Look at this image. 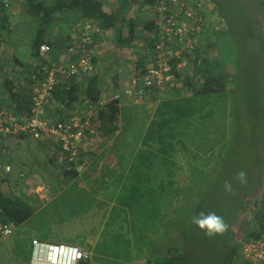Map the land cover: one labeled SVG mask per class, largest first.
<instances>
[{
	"label": "rangeland",
	"instance_id": "rangeland-1",
	"mask_svg": "<svg viewBox=\"0 0 264 264\" xmlns=\"http://www.w3.org/2000/svg\"><path fill=\"white\" fill-rule=\"evenodd\" d=\"M142 14L145 16V13ZM13 16L12 24L16 29L14 32L18 33L20 41L17 52L23 63L9 64L6 72L17 76V73H26L33 67L34 57L31 52L33 39L39 28V19L30 13ZM211 18L212 26H209L211 40L212 42L215 38L218 40L219 60L226 61L232 73V78L228 81V90L222 97L216 99L217 102L210 104V107H213L217 113L214 117L206 119L204 122L206 126H203V129H210L212 133L207 135L201 133L203 140L200 142L185 140L188 149L186 152H177L178 167L172 168L177 178L174 182H169L171 176L165 167L156 175L157 177H154L156 187H160L159 182L164 180L166 187L181 192L178 197L172 195L174 202L159 199L154 204L158 211L155 216H152L153 218H150L151 216L146 218L145 215L136 217L133 214H122L125 216L120 218L126 222L127 226H130V223L135 224L136 219L141 220L139 223L147 220L146 226L142 225L141 228L146 233L148 242L154 240L153 245L148 244L147 241L145 243V240L141 242L134 240V231L122 230L123 228L120 227V232L117 222L113 228L119 232L114 233L113 228H109V232L121 238L125 237L128 241L131 239V243L122 240L113 242L118 238H114L113 241L109 240V235L103 232L107 229L105 228L106 222L113 219V216L105 215V209L102 210L103 205H112L111 199L120 206L146 205L144 202L135 201L136 193L134 192L132 199L128 197L131 195V187L128 189L125 186L124 190L117 191L114 185L109 184V189L105 191L99 180L89 183L88 189L92 190L93 195L99 193L103 202L97 199L88 212L70 220H63V217L66 218L69 216L68 212H71L65 199L57 201V205L56 203L53 206L49 205L54 200L56 192H60L59 186L49 175L57 173L59 169L58 164L52 162L50 158L56 151L55 148L52 153V149L56 146L55 142L52 139L36 140L30 136L11 137L7 138L6 143L9 150L6 153L3 151V157L8 158L7 154H12L15 163L12 164L13 171L8 177L10 182L5 183L3 189L8 194L22 195L25 193L32 197H39L36 212L30 220L18 228V232L22 233L21 237L29 246L31 239L39 241V238H44L49 244L77 245L88 249L90 253L92 252L90 259L92 264H123L126 254L136 257L137 253L141 256V260H137V263L144 264V259L155 256L153 253L158 243L160 247H164L159 240H162L166 231L171 229L168 226L170 222L163 223L165 221L163 215H166L163 212L166 211V206L173 203L172 208L177 206L180 209L177 213L169 214V217L165 218L171 219L174 223L178 221L177 223L180 224L183 215L188 213V211L184 213L186 209L183 206L193 207L200 204L202 205L201 214L214 213L222 217L228 225L226 231L214 235H207L206 229L196 225L188 244V257L180 264H218L225 239L230 233V220L234 218L233 224H241L249 230L248 222L253 218L250 206L256 207L257 202L264 197V181L259 182L264 179L259 172L262 170L261 167H264V8L258 0H216ZM213 28L220 32L213 33ZM139 31H141L140 28ZM108 39L109 42L101 48L98 55L99 70L104 84L108 87V92H113L114 75L123 72L126 77L134 68L137 57L129 49L123 53L116 52L112 36L109 35ZM128 63H131L130 66ZM140 123L141 121L134 122L131 133L127 134L131 141L128 142L126 150L137 146V138L133 136L140 131ZM197 148L200 151L194 155ZM44 167L49 173L43 170ZM22 172L35 173L34 181L19 182L18 177ZM258 172L260 176H257L259 180L256 184ZM241 173H243L242 178ZM45 182L46 187L36 195L34 189L36 187L39 189V186L46 184ZM226 184L230 187L226 188ZM254 185H256L255 188ZM47 205L49 206L45 208ZM243 205L248 206L243 208L242 215L239 216L237 211ZM127 207L130 208V206ZM161 208H163V214L160 213ZM101 211L103 213L100 214ZM190 214H193L192 210ZM114 219H117L116 215ZM238 234L244 235V231ZM11 238L12 236H9L1 240L4 243L0 244V251L5 254L10 253V256L13 253L16 255L14 250L9 252V247L12 249L14 244ZM177 238L179 239L178 235ZM83 239H85V244L81 243ZM96 243L95 248H100V253L94 248ZM177 243L181 245V242ZM0 257L7 258L5 264H10L9 257L3 255ZM126 264H131V262L127 261Z\"/></svg>",
	"mask_w": 264,
	"mask_h": 264
},
{
	"label": "trees",
	"instance_id": "trees-1",
	"mask_svg": "<svg viewBox=\"0 0 264 264\" xmlns=\"http://www.w3.org/2000/svg\"><path fill=\"white\" fill-rule=\"evenodd\" d=\"M155 1L156 0H119L117 6L113 10L108 11L105 9L102 0H25V9H27V12L30 13V15L37 16L39 19V28L33 39L31 54L34 57L37 56L38 49L43 43H49L52 47L54 46L53 32L55 31V28L58 29L61 27V23H68L70 19H75L74 21L76 22V25H79L86 20H92L97 22L103 30H111L113 32L112 43L116 52L123 53V51L129 49V51L136 54L137 59L135 67L139 70L141 77L145 72L148 63L152 60V50L156 42L155 23L149 19L146 14L145 16L143 15L142 18V16L140 17L138 15H135V17L131 16L129 15V12L133 5L146 2L153 3ZM258 2L264 8V0H258ZM212 3L215 8L216 0H212ZM6 13V2L0 0V30L6 29L3 21L6 18ZM210 13L206 14L207 17ZM210 25L211 22L208 21L203 27L202 35L204 36L205 44L201 47L209 55L207 58H204L202 66L195 70V74L197 75L194 78L187 74H184L181 77V74L177 73L178 77L170 80L167 84V88L163 92H159L157 89L152 90L150 98L161 97L162 101L145 134L142 133L143 124L141 122L140 131L133 136L137 138L136 142L138 143V146L130 149L131 152H137V154L136 159L129 166V172L126 173V167L112 168L109 163L106 164V166L105 163L102 164L105 173H102L97 181L99 180L100 185L105 191L109 189V184L114 185L117 191L124 190L125 186H127L128 189L131 187V195L128 197L132 199V194L134 192L136 193L135 201L144 202L146 204L138 206H135L134 204L120 206L116 204L115 200L110 198L112 205H103L102 210H106L105 215L109 214L110 217L113 216L111 221L106 222L105 228L107 229H104L103 232H106L107 235H109V240L113 241L114 238H118L113 242H119L122 240L131 243L130 241H132L131 239L128 241L125 237L121 238V236L114 234H117L120 231V227L123 228L122 230L127 229L129 231H134V240L137 242L143 240H145V243L146 241L148 242L147 235L141 228L142 225L146 226L147 220L143 223H139L141 220L136 219V221H134L135 224L130 223V226H127L126 222L120 218L126 214H133L136 215V217L145 215L144 217L146 218H149V216H151L150 218H153L152 216H155L158 211L157 206L154 204L158 202L159 199L163 201L166 199L174 202L172 198L180 196L181 192L166 187L164 180L163 182H159V185L162 188L158 186L156 187L154 185V177H157L156 175H158L165 167L168 170V174L171 176L169 182H174L177 178H175L176 174H173L172 168L178 167L177 152H186L188 149L185 140L200 142L203 140V138H201L202 135L212 133L210 129H203V126H206L204 122H206L207 118L214 117L217 113L213 107H210V104L212 102H217L216 99L222 97V95L228 90V81L232 78V73L226 61L221 62V60H219L220 53L217 49L219 42L216 38L215 41L213 40L214 42H212L210 36L211 32L209 31ZM139 28L141 31H139ZM219 32L220 31L213 28V33L218 34ZM1 35H3V32L0 31V36ZM94 62L97 63L96 71L91 74L88 80L84 83L80 84L75 82L76 78H72L67 82L59 84L56 88V104L54 107H59L61 112L60 117L65 115V113L68 115L72 111H75V109L80 107V102L86 98L99 99L103 96L104 82L103 76L98 70L100 63L98 55L94 57ZM226 66L228 68H226ZM113 79L116 87L119 83V76L114 75ZM11 80L10 77L6 78V89L7 91H10V93L16 91L13 95H17L19 91L14 89L16 86H14ZM25 80L26 87L22 90V95L28 99L27 102L29 104L26 103V110L24 108L23 110L16 109V111L27 113L30 112L31 98L33 96L36 80L30 78H26ZM178 82L180 84L177 85ZM120 118V99L113 98L108 102L107 108L103 109L101 112L100 132L105 133L106 135H112L118 126L117 122ZM126 123V129L131 127L129 121ZM215 128L217 130L219 129L218 127ZM200 129H202V131ZM21 136L23 135L17 137ZM7 138L9 139L11 136L4 137L0 143L3 149L2 151L5 153L9 150L8 144L6 143ZM139 140L142 142H138ZM127 145L128 142L125 143V147ZM57 149H60L59 145ZM58 150L50 156L51 161L54 163L57 160V153H59ZM110 150L111 146L105 148L102 160L109 157L108 151ZM59 151H61V149ZM199 151L200 150L197 148V151L193 154L196 155ZM7 155L8 158L6 157L5 160L14 164V156L12 154ZM88 156L90 159V154ZM57 166L59 168L58 172L49 175H51L55 180V183L59 186L60 192H56V195L53 198L54 200L49 205L53 206L54 203L57 205V201L65 199L71 212H68L69 216L66 218L63 217V220H70L71 218L80 216L82 213L88 212V210L93 207V203H96L97 199L100 200L101 203L103 202V198L99 196V193L93 195L92 190L88 189L89 183L97 181H92L85 176L81 177L79 171L75 168H62L59 165ZM261 168L262 170L259 172L264 176V167ZM43 170L49 173L47 168L44 167ZM257 176H260V173L256 175V178ZM124 177L125 181L127 180L126 183L130 182L121 186ZM258 180L259 179L257 178L256 184H258ZM263 181L264 179L261 181L259 180L260 183ZM8 182H10V178H7V183ZM120 186L121 188L118 190ZM255 186L256 185H254V188ZM183 192L184 191H182V193ZM89 193L91 194L90 197ZM249 197H251V195ZM246 198H248V196H246ZM37 201H39L38 196L32 197L25 193L22 195L6 193L2 188V181L0 180V209L5 220L13 222L17 227L11 238L14 243L12 249L9 247V252L14 250L16 255L13 253L10 256V253L5 254L0 251V256L3 255L10 258V264L30 263L34 241L31 239L29 246L25 239L21 237L22 233L18 232V228L23 223L30 220L32 215L36 212L38 209ZM173 204L166 206V211L163 212L166 213V215L163 216L169 217V214H175L178 212L180 208L177 206L172 208L171 206H174ZM49 205L45 206V208ZM248 205L240 207V210L237 211L239 216L242 215L241 212L243 208ZM127 206H130V208ZM183 207L186 209L184 213L187 211L188 213L183 215L180 224L177 223L178 221L174 223L171 219L164 217L165 221L163 223L170 222L168 226L171 229L170 231L167 230L168 232L166 231L162 240H159L164 247H160L158 243V246L153 253L155 256L144 259V264H180L186 260L188 257V244L190 238L195 232L196 226V224L193 223V217L201 214L202 205L198 204L193 207ZM250 207H252L251 213L253 218L248 222L249 230H246L241 224H233L235 218L230 220V233L225 239L223 252L218 264H235L243 241L264 236V197L257 202L256 207L253 205ZM190 210L193 211V214H190ZM162 211L163 208H161L160 213H162ZM101 213L103 212L101 211L100 214ZM115 215L117 216L116 220L114 219ZM114 225L118 226L119 231H116L113 228ZM109 228H113L114 233L109 232ZM242 231H244V235L238 234ZM177 235L179 236V239L177 238ZM84 240L85 239L81 240L82 244H85ZM134 240L133 243L136 244ZM39 241L45 242V239L39 238ZM177 242H181V245ZM2 243L4 242L0 240V244ZM150 243L153 245L154 240H150L148 244ZM96 246L97 243L94 245V248ZM95 249L100 253V248ZM173 251L175 253L174 256ZM139 259L141 260V256H138V253L136 257H131L129 254H126L123 264H126L127 261L131 262V264H133V262L134 264H138L137 260ZM7 260V258L0 257V264H5ZM82 264H92V262L89 259L83 261Z\"/></svg>",
	"mask_w": 264,
	"mask_h": 264
},
{
	"label": "built area",
	"instance_id": "built-area-1",
	"mask_svg": "<svg viewBox=\"0 0 264 264\" xmlns=\"http://www.w3.org/2000/svg\"><path fill=\"white\" fill-rule=\"evenodd\" d=\"M132 7L155 23L152 60L141 77L134 65L127 83V89L136 100L146 101L153 89L163 92L168 82L178 77L177 73L181 77L184 74L193 78L197 75L195 70L209 55L201 48L205 44L202 30L208 21H212L214 6L212 0H156ZM77 27L79 31L66 45L61 60L53 58V47L49 43L41 44L38 55L33 56L28 78L36 80V84L30 112L0 106V143L4 137L20 135L36 140L52 139L61 149L57 153V164L81 171L90 163L86 140L98 134L102 110L107 108L111 99H120L121 94L104 92L99 99L86 98L75 111L59 118L45 115L46 110L56 104L58 85L72 78L88 80L97 68L94 57L109 42L108 30H103L95 21L86 20ZM12 171L13 165L3 157L0 144L2 188ZM34 177L35 173L22 172L18 181H34ZM46 185L36 187L34 193L37 195ZM16 228L13 222L5 220L0 209V240L12 236ZM90 258L91 253L79 246L34 241L30 264H82ZM235 264H264V236L243 241Z\"/></svg>",
	"mask_w": 264,
	"mask_h": 264
},
{
	"label": "crops",
	"instance_id": "crops-1",
	"mask_svg": "<svg viewBox=\"0 0 264 264\" xmlns=\"http://www.w3.org/2000/svg\"><path fill=\"white\" fill-rule=\"evenodd\" d=\"M6 2V18L3 20L5 24L4 30H0L3 32V35L0 36V106H8L12 109H19L23 110L25 108L26 110V103H28V99L25 98V96L22 95V90L26 87V78H28L30 70L26 71V73H17L14 72L17 76L13 75V73H7V69L9 68V64H22L23 60L19 58V54L17 52V48L19 45V37L18 33H15L14 28L15 25H13L12 20L14 19V14H22V13H28L27 9H25V0H4ZM53 1V0H48ZM104 2V7L106 10L111 11L113 10L119 0H102ZM27 2V1H26ZM215 9V8H214ZM133 12H136L133 14ZM129 15L134 16H142L143 14L134 11L133 7L131 6ZM75 19H70L67 22L61 23V27L58 29L55 28V31L53 32V58L57 60H61L62 54L64 52V49L66 48V45L69 44L72 39L75 38L76 34L78 33V24L76 25ZM108 35H113V32L111 30H108ZM100 53V51H99ZM98 53V55H99ZM131 63H128V66H130ZM100 68V67H99ZM121 69V68H120ZM99 70V69H98ZM129 70V68H128ZM28 72V73H27ZM100 72V70H99ZM129 72V71H128ZM119 73V72H118ZM22 76H21V75ZM129 74L125 77V74L123 72H120L118 74L119 76V83L116 85V87L113 88V92H119L121 94L120 96V107H121V118L117 122V128L112 133V135H106L105 133L100 132V128L98 131V135L89 137L86 140L89 154H90V163L87 168H84L83 170L79 171V175L85 176L88 179L92 181H97L99 176L102 173H105V170L103 169L102 164H110L112 168H120V167H126V173L129 172V166L134 162L136 159L137 152H131L130 149L126 150L125 143L130 142V138H128L127 134L131 133V128L134 124V122L141 121L143 124V132L145 134L147 128L149 127L152 119H154L155 112L158 108V106L161 104V97L148 99L146 101H139L136 100L133 94L131 93L130 89H127V83L129 81ZM10 77L14 84L16 86L14 89L18 90L17 95L13 91L10 93V91H7L6 89V78ZM75 82H78L80 84L84 83L85 80H82L81 77L77 78ZM114 83V82H113ZM18 85V86H17ZM113 85V84H112ZM108 87H106V84H104L103 89L104 92L108 94ZM21 93V94H20ZM112 92H109V94ZM29 104V103H28ZM28 109V108H27ZM60 110L59 107H53L51 109L46 110L45 115L48 116H55L56 118L60 117ZM55 114V115H54ZM130 122L129 128L126 129L125 124L126 122ZM17 137V136H12ZM142 142V141H138ZM55 147L52 149V153L54 152V149L58 147L57 143H55ZM111 146V150L108 151L109 157L105 158V160H102V155L104 154V150L106 147ZM138 146V145H137ZM3 150V149H2ZM114 170V169H113ZM107 173V172H106ZM125 173V174H126ZM121 185L128 184L125 181V177L123 179ZM121 188V187H120ZM118 188V190L120 189ZM88 250V249H87ZM92 255V252H91Z\"/></svg>",
	"mask_w": 264,
	"mask_h": 264
},
{
	"label": "clouds",
	"instance_id": "clouds-1",
	"mask_svg": "<svg viewBox=\"0 0 264 264\" xmlns=\"http://www.w3.org/2000/svg\"><path fill=\"white\" fill-rule=\"evenodd\" d=\"M240 176L242 178L243 173H241ZM225 187L229 188L230 186L226 184ZM193 223H195L197 226H199L202 229H206L207 235H214V234H218V233H223L224 231H226V229L228 227V225L224 222L223 218L217 216L214 213L208 214V215L200 214L199 216H194L193 217ZM41 242H43V241H41ZM54 245H56V244H54ZM74 246H77V245H74Z\"/></svg>",
	"mask_w": 264,
	"mask_h": 264
},
{
	"label": "bare ground",
	"instance_id": "bare-ground-1",
	"mask_svg": "<svg viewBox=\"0 0 264 264\" xmlns=\"http://www.w3.org/2000/svg\"><path fill=\"white\" fill-rule=\"evenodd\" d=\"M55 115V114H54ZM2 148V147H1ZM2 154H3V151H2ZM4 156V155H3ZM6 159V158H5ZM252 239V238H251Z\"/></svg>",
	"mask_w": 264,
	"mask_h": 264
}]
</instances>
